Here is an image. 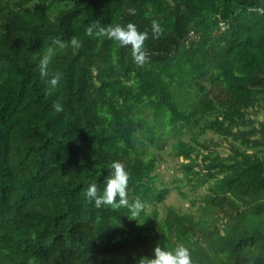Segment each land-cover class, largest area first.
<instances>
[{"label": "trees", "instance_id": "trees-1", "mask_svg": "<svg viewBox=\"0 0 264 264\" xmlns=\"http://www.w3.org/2000/svg\"><path fill=\"white\" fill-rule=\"evenodd\" d=\"M129 22L148 33L144 63L95 35ZM253 106L264 110V0H0V264H146L158 244L187 246L193 264H264V122ZM212 114L196 144L175 145L187 184L207 186L198 214L160 216L170 188L148 145L163 149L165 134ZM207 130L232 137L233 152L199 142ZM113 161L130 173L129 203L143 204L134 218L87 198Z\"/></svg>", "mask_w": 264, "mask_h": 264}, {"label": "clouds", "instance_id": "clouds-1", "mask_svg": "<svg viewBox=\"0 0 264 264\" xmlns=\"http://www.w3.org/2000/svg\"><path fill=\"white\" fill-rule=\"evenodd\" d=\"M153 31L159 33L162 31V27L158 21H152ZM89 35L93 34V27L87 28ZM96 36L106 35L107 37L119 41L122 45H131L134 58L144 63L148 56L144 51V41L148 35L147 32H141L135 23L129 22L126 26L122 25H110L108 27H99L96 32ZM57 43L64 47V42L57 41ZM71 45L74 48L81 47L82 41L73 36ZM55 47H48L47 50L41 55L39 60V68L42 75H48V66L55 55ZM60 80V74H54L50 77L48 83L52 86L58 84ZM54 108L57 111L62 110L63 105L60 103H54ZM130 173L125 168L121 161H113L111 165V172L107 178V182L103 190H99L95 183L91 184L87 189V198L94 200L96 207L112 206L118 208L120 206H127L134 218L142 210L143 204L140 200H136L133 203H129L127 197V187L129 183ZM154 256L150 257L146 264H193L191 258L190 249L183 245L178 244L174 249H169L166 246H160L159 244L154 249Z\"/></svg>", "mask_w": 264, "mask_h": 264}, {"label": "rangeland", "instance_id": "rangeland-1", "mask_svg": "<svg viewBox=\"0 0 264 264\" xmlns=\"http://www.w3.org/2000/svg\"><path fill=\"white\" fill-rule=\"evenodd\" d=\"M190 99L191 102H196V99L194 97H191ZM248 112H250L253 118H256V120L264 122V110L262 108L253 106L249 109ZM214 116L215 115L212 114L208 117L200 119V123L198 126L185 129L183 133L173 134L172 132H168L167 134H165L166 144L163 149H159L156 146H152L150 144L148 145V149L154 150L158 154V165L157 170L155 171L159 178L158 186H167L170 188V193L162 203H157L156 205L147 204L146 210L148 212L152 211L155 205L160 211V216L164 215V212L168 206L175 207L181 213L192 212L198 214L197 208L200 200L199 197L207 192V186L205 185L197 191H194L192 185L187 184V181L184 179L183 164L188 160L176 154L175 145L179 140H184L193 145L196 144V142L192 138V133L199 129V127L202 126L207 119L214 118ZM198 141L201 143H207L210 149H215L218 153L223 155L232 153V146L233 143H235L232 137H226L218 132H215L214 130H207L202 135H199ZM257 150L260 154H262L263 152L260 150L264 149L261 148ZM205 151L206 150L202 149L198 144L197 150L193 153V157H195L196 160L200 163L198 167L199 169L203 167L201 158L204 156ZM249 151L254 152V149L251 148L249 149ZM182 180H184L183 182L186 183L182 186L183 191L186 193L185 195H182L180 190H178V185L182 183ZM193 199H198V203L196 206L192 205Z\"/></svg>", "mask_w": 264, "mask_h": 264}]
</instances>
